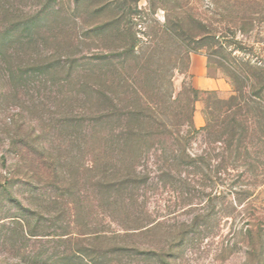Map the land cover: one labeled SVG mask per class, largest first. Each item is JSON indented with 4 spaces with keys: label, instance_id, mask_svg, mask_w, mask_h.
Instances as JSON below:
<instances>
[{
    "label": "rangeland",
    "instance_id": "1",
    "mask_svg": "<svg viewBox=\"0 0 264 264\" xmlns=\"http://www.w3.org/2000/svg\"><path fill=\"white\" fill-rule=\"evenodd\" d=\"M243 3L0 0V264H264V80L245 72L264 76V0ZM190 15L241 41L207 38L208 74L229 88L198 89L180 151L142 143L141 111L176 113L192 84ZM232 95L249 125L239 149L227 125L219 141L200 130L209 111L229 120Z\"/></svg>",
    "mask_w": 264,
    "mask_h": 264
},
{
    "label": "trees",
    "instance_id": "2",
    "mask_svg": "<svg viewBox=\"0 0 264 264\" xmlns=\"http://www.w3.org/2000/svg\"><path fill=\"white\" fill-rule=\"evenodd\" d=\"M244 3L243 5L248 6L249 0H242ZM189 21V39L195 44L192 47L186 48V58L188 61V65L186 66V71L188 72L189 68V61H190V53L194 52L197 53L200 50L205 49V52L203 53L207 57V64L208 61H211V55L208 50L211 49L210 46L219 45L221 46V42L219 43V39L226 38V33L232 34V40H229V45H232L233 47H242L241 41L233 40V34L234 30L228 29L229 31L224 34L222 30L217 29V27H212L211 23L208 22V20L204 19L203 17L196 16V15H190L188 17ZM188 22V21H187ZM230 22V21H228ZM178 23V21H177ZM230 26V25H229ZM233 27L237 28L238 30L242 31V27L240 25H236L235 22L232 23ZM169 34L173 39H176L179 41L178 33L169 31ZM211 37V40L213 41L210 43L211 45L207 43V38ZM177 48V47H176ZM207 52V53H206ZM231 56V55H230ZM175 57L177 59L180 58V52L175 53ZM232 64L230 66V73H228L229 78L231 79L232 84L237 83V81L240 79L243 83L247 80V77L239 75V69L240 67L238 63L242 67H248L249 65L247 63H243L237 60L234 56H232ZM216 63L218 67L222 66L221 61L215 60L213 61ZM238 62V63H237ZM237 63V64H236ZM176 70H182L179 66L175 65L174 67ZM249 67L245 70L247 73V76H249L256 84H262L264 80V76L249 71ZM218 76V75H214ZM240 76L241 78H239ZM239 78V79H238ZM255 89V87L253 88ZM239 88L235 86L234 92H238ZM199 90L195 88L191 83L187 85V87H183L181 92L177 94V96L172 99L171 103L174 107H179V110H176L175 112L170 111L169 115H165L164 113L159 110V108H154V111L151 113L148 111V113H145L143 111L140 119H137V125H136V131L138 132V141L144 143L146 138H151L154 136L156 138V142L158 143V146H162L165 142L170 141L171 146H178L180 147L179 151L181 150V147L185 146L188 141L191 139V135L193 133H196V129L194 127L193 123V112H194V101L197 99V93ZM208 92V91H207ZM236 99L235 95H232L230 97L231 104L229 105V109L231 111V117L229 120L224 124L221 120H219V115L217 114V111H209L207 117V124L201 128V131L205 132V135L211 136L213 135V140L219 141L217 138H219L222 134L221 127H224V125L228 126L227 130V142L229 146L234 147L235 149H239L240 147H243L245 142H249L248 137V129L249 125L247 124V119H245V114L241 112L242 108L239 105L238 102H235ZM159 102V101H157ZM157 104V105H156ZM159 104V105H158ZM162 103H155L156 106H161ZM183 107L185 108V111L182 110ZM264 121V119H261V122ZM262 124V123H261ZM179 126H184L185 130L183 131L184 135H181V131L179 130ZM135 127V126H134ZM264 129V127H263ZM258 129L256 132H258L261 136H264V130ZM264 139V137H263ZM178 150V149H177ZM183 150L180 152L182 153ZM173 158L176 156V154L172 152ZM171 155V156H172Z\"/></svg>",
    "mask_w": 264,
    "mask_h": 264
},
{
    "label": "crops",
    "instance_id": "3",
    "mask_svg": "<svg viewBox=\"0 0 264 264\" xmlns=\"http://www.w3.org/2000/svg\"><path fill=\"white\" fill-rule=\"evenodd\" d=\"M189 75L195 88L203 91H225L229 88L228 82L221 76L208 74L207 59L204 54L194 53L190 55ZM197 124L201 123L198 115L195 116Z\"/></svg>",
    "mask_w": 264,
    "mask_h": 264
}]
</instances>
